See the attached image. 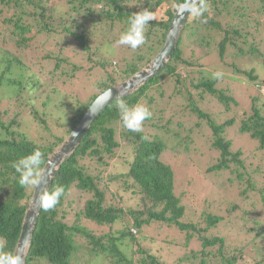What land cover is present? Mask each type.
I'll return each instance as SVG.
<instances>
[{
  "label": "trees",
  "instance_id": "1",
  "mask_svg": "<svg viewBox=\"0 0 264 264\" xmlns=\"http://www.w3.org/2000/svg\"><path fill=\"white\" fill-rule=\"evenodd\" d=\"M67 2L76 5L74 9L77 12L72 13L76 20V23H73L76 31L67 26L61 29L62 25L58 23L66 16L61 15L58 19L52 14L58 7L53 0H0V16L9 13L4 16L3 23L11 29L13 36H20V41L17 42L20 46H26L30 40L26 37L31 34H59L60 38H66L61 39L60 46L64 45L62 43L72 42L81 49V53L89 55L88 62L94 65L92 70L103 68L108 71V61L100 58L98 53L93 55L89 45L90 39L93 40L107 27H112L113 30L118 22H125L129 26L131 16L140 12L134 11V5L141 4V9L151 12L154 19L146 26L145 43L135 50L128 47L132 52L131 61L128 63L127 60L130 59L124 58L126 66L123 73L129 79L159 54L176 15V7L182 0ZM207 4L208 11L203 17L189 16L172 59L164 70L135 94L123 98L130 106L140 104L151 112L150 117L143 122L142 131L132 132L122 127L116 100L101 113L74 154L64 162L51 190L61 185L66 190L65 195L54 208H43L25 264H74L77 255L84 251H88L93 257L105 258L109 264H166L154 254L141 249L135 252L133 249L139 238H135L131 231L142 233L144 229L156 224L176 228L186 234L185 249L190 252L193 264L198 261L199 264H211L213 259L215 264H248L244 248L238 246L231 250L224 237L209 232L224 223L222 217L204 214L200 221L201 224L205 223V228H201L200 223L192 220L184 221L187 209L177 194L174 170L162 160L169 149L168 141H171L172 136L179 135V132L172 134L171 127L177 115L167 119L166 110L156 112L154 104L157 103V95L159 98L166 96L165 87L173 86L175 92L168 97L171 106L176 107L172 102L175 99L178 103L187 101L184 114L196 113L199 119L208 120V127L213 133L211 148L220 154L219 164L211 167L209 172H228L229 179H224L229 182L233 181L231 178L237 179L238 182L244 179L247 181V188L241 191V204L232 209L239 212V208L245 206L243 214L238 215V220L235 221L241 225L232 222L231 229L237 236L250 234V231L257 232L258 238L264 236L260 220H252L254 227L247 222L251 219L247 216L249 209L246 205L249 202H254L253 207L257 202L264 205V188L259 189L262 181L256 176L259 171L253 169L252 163H246L248 161L242 158V150L234 152L233 141L226 138L227 128L235 124L236 120L233 118L225 124H217L201 107L205 94L218 101L227 112L237 101L230 93L218 88L219 80L212 79L211 74L203 70L198 71L197 66V63L210 53L204 51H210L214 41L221 60L225 58L230 47L239 48L240 56L243 57L260 53L256 45H253L255 48L249 47V43H257L264 30V0H207ZM212 33L218 34L219 38L216 40ZM223 34L224 37L220 38ZM113 40L115 42L116 39ZM47 59L55 60V56H47ZM60 61L63 59L59 57L56 68ZM196 73L199 78L195 80L192 76ZM104 74L107 81L100 86L101 91L95 93L86 104L77 106L70 121L64 125V137H54L45 144H39L27 140L23 134L11 132L2 124L4 132L0 134V241L3 244L0 246V257L14 256L24 217L36 187H24L19 184V173L13 168V163L34 150H39L43 153L42 172L49 157L64 143L65 137L70 136L94 101L107 89L117 85L115 73ZM244 74L253 81L260 79L252 74ZM26 76L29 79L25 84ZM32 76L30 69L25 68L20 60L8 54L4 57L0 55V100L14 92L21 95L20 90H29L30 87L33 91L37 90L39 84L32 86L30 83ZM260 82L264 83V80ZM197 96L199 99H196ZM256 100L254 99L251 113H245V119L241 120L239 132L248 135L250 141H255L260 148H264V114L257 109ZM43 107H46V104ZM33 114L39 118L35 111ZM177 126L181 128L182 123ZM124 146L133 152L131 161H126L127 171L110 173L103 179V169L111 165L110 160H113ZM172 148L174 151V147ZM116 183L122 184L125 192L132 193L138 201L137 207L125 210L108 203V194L113 192V185ZM242 185L241 182L240 186ZM74 197L78 201L76 206ZM128 220H131V223H126ZM116 225H119L120 229L112 233ZM107 229L109 231H106ZM98 230L100 233L96 232ZM194 239H197L200 250ZM250 245L260 247L259 253L250 262L264 264V243L260 246L257 238H254V243ZM137 254L140 258L136 263ZM177 264H183V259Z\"/></svg>",
  "mask_w": 264,
  "mask_h": 264
},
{
  "label": "rangeland",
  "instance_id": "2",
  "mask_svg": "<svg viewBox=\"0 0 264 264\" xmlns=\"http://www.w3.org/2000/svg\"><path fill=\"white\" fill-rule=\"evenodd\" d=\"M53 1L58 7L57 10L52 11V14L58 19L61 15L66 16L61 23L57 22L62 25L61 29L67 26L76 31L73 24L76 23V20L72 17V13L77 12L74 9L76 5L69 4L67 0ZM133 8L134 11H143L141 4L139 6L134 5ZM1 9L2 7H0ZM7 14L9 13L6 12L0 16V51L4 52H0V55L4 57L5 54H8L20 60L33 75L31 85L39 84V87L35 91L31 87L29 90H20L21 95L14 92L0 100V134L4 132L3 124L11 132L15 131L18 135L23 134L27 140L39 144H45L53 140L54 137H64L66 135L64 125L70 121L77 106L86 104L95 93L101 91L100 86L107 81L104 79L107 77L105 72L115 73L117 85L128 80L123 73L126 66L124 58L130 59L132 52L128 50L127 46L116 44L120 35L129 27L125 22H118L113 30L112 27H107L100 31L93 40L90 39L89 45L93 55L98 53L100 58L108 61L110 67L106 71L103 68L92 70L94 65L88 62L89 55L81 53V49L72 42L62 43L64 45L60 46L61 39L64 40L65 37L61 36L60 38L59 34H47L46 32L31 34L26 37L30 39L26 46H20L17 43L20 41V36H13L10 33L11 29L3 23L4 16H8ZM212 36L216 40L219 38L216 33H212ZM223 37L224 34L220 36V38ZM110 39L116 40L114 42ZM253 45L259 48L260 53L258 54L260 56L256 54L243 57L240 56L239 48L230 47L227 49L225 58L221 60L218 54V46L214 41L212 49L204 51V53H210L200 63H197V66L198 71L203 70L207 74L216 71L223 72L224 75L222 79H219L218 88L230 93L236 99L237 104L232 105L230 111L227 112L218 101L210 99L212 97L205 94L201 107L204 113L209 114L217 124H225L233 118L236 120L235 124L227 128L226 138L233 141L234 152L242 150L244 153L242 158L248 161L246 163H252L253 169L259 171L256 176L260 182L262 181L259 184V189H262L264 188V148H260L257 142L250 141L251 138L248 135H242L239 132L240 122L245 113H251L254 99H257L255 103L257 109L264 114V93L258 87V85L264 84L260 82L264 80V30L259 35L257 43H249V47L255 48ZM249 47H245V49L249 50ZM50 55L55 56V60L47 59V56ZM59 57L63 61H60V65L56 68ZM130 61L131 59L127 60L128 63ZM244 73L252 74L260 79L253 81ZM192 78L198 79L199 74H194ZM28 79V76L24 78L25 84ZM165 92L164 98H159L157 95V103L154 104V107L156 112L166 110L167 119L174 114L177 115L175 123L171 127L173 128L172 134L179 132V135L172 136L171 141H168L169 149L163 155L162 160L174 170L177 194L182 198L187 209L184 221L192 220L201 224L200 220L204 214L222 217L224 223L219 224L216 229H211L209 232L224 237L231 250L238 246L244 248L245 259L248 264H252L250 261L257 256L260 247L250 244L254 243V238H257V243L262 246L264 236L258 238L255 231H250V234L247 235L239 234L237 236L231 229V223H235L238 220L236 217L243 214L245 209V206L242 205L239 212L238 210H236L237 212L232 211L233 207L237 208L241 204L240 195L243 188H247L246 179L241 181L244 186H240L241 182H238L237 179L231 178L233 179L232 182L224 179H229L228 172L221 171L220 177L217 172H209L211 167L219 164L220 154L211 148L213 133L208 127V120L199 119L196 113L187 112L184 114V105L188 104L187 101L178 103L175 99L172 102L175 103L176 107L171 106L168 97L175 92L173 86L165 87ZM196 99H199L198 96ZM44 104L46 107H43ZM34 111L39 118L35 117ZM179 123H182L181 128L177 126ZM68 138L65 137L66 140ZM172 147H174V151ZM132 153L129 147H121L117 156L110 160L111 165L103 169V179L110 173L126 172V161L127 159L131 161ZM107 199L109 204L125 210L135 208L138 204L132 193L125 192L120 183L113 185V192L108 194ZM74 200H76V204H74L76 206L78 204L77 198L74 197ZM253 204L254 202H249L246 205L249 209L247 216L251 219L247 222L254 227L252 220H260L264 229V205L257 202L253 207ZM126 223H131V220ZM235 224L241 225L239 222ZM200 227L205 228V223L201 224ZM119 229V225H116L112 229V233ZM96 232L100 233V230ZM131 232L133 233V230ZM133 236L139 238L138 242L133 245L135 252L140 249L144 250L156 255L161 262L166 264H177L180 259H183V264H193L189 255L190 252L185 249L186 234L181 233L176 228L156 224L144 229L142 233L137 231ZM196 240L193 241L200 250L201 247ZM2 244L0 241V246ZM125 248L127 249V247ZM129 250H132L130 246ZM138 258H140L139 254L135 256L136 263ZM199 263L198 261L196 264ZM74 264L109 263L103 257H93L88 251H84L77 255ZM211 264H215L214 259Z\"/></svg>",
  "mask_w": 264,
  "mask_h": 264
},
{
  "label": "water",
  "instance_id": "3",
  "mask_svg": "<svg viewBox=\"0 0 264 264\" xmlns=\"http://www.w3.org/2000/svg\"><path fill=\"white\" fill-rule=\"evenodd\" d=\"M189 16L190 15L185 14L182 20H178L177 15H175L169 28L165 44L160 53L141 71L133 75L122 84L110 88L113 92L111 99L106 100L104 95L101 94L90 106L69 138L56 152H54L49 157L41 172L44 180L42 183H38L36 185L32 198L29 202V206L27 208L22 225L19 242L14 253V256L19 255L21 257V264L26 263V258L30 251L32 239L34 237V233L43 210L41 197L45 192H50L53 182L59 174L64 162L74 154L92 124L110 104L120 98L123 99L135 94L142 86H144L147 82L155 78L160 72L164 70V68L172 59L176 46L180 40L181 32ZM91 112H95L96 114L92 115Z\"/></svg>",
  "mask_w": 264,
  "mask_h": 264
},
{
  "label": "clouds",
  "instance_id": "4",
  "mask_svg": "<svg viewBox=\"0 0 264 264\" xmlns=\"http://www.w3.org/2000/svg\"><path fill=\"white\" fill-rule=\"evenodd\" d=\"M207 11V0H182L176 7L178 20H182L185 14L194 18H201ZM153 19L151 12L147 10L132 15L129 19L127 31L120 35L116 44L118 46H127L133 50L139 48L146 41L145 29L149 21ZM223 75L221 71L211 74L212 79L215 80L222 79ZM262 85L264 84L258 87ZM103 95L106 100L111 99L113 96L112 89H107ZM116 107L122 127L132 132L142 131L143 122L151 115L147 107L140 104L130 106L122 98L117 100ZM91 114L95 115L96 113L91 112ZM42 163L43 153L39 150H34L31 154L14 162L12 166L19 173V184L24 187H30L42 183L44 180L41 173ZM65 191L63 186L57 185L50 192H45L41 197L43 208L45 210L54 208L59 203L60 198L65 195ZM0 264H21V257L19 255H5L0 257Z\"/></svg>",
  "mask_w": 264,
  "mask_h": 264
},
{
  "label": "built area",
  "instance_id": "5",
  "mask_svg": "<svg viewBox=\"0 0 264 264\" xmlns=\"http://www.w3.org/2000/svg\"><path fill=\"white\" fill-rule=\"evenodd\" d=\"M260 89H261L262 92L264 93V85L260 86ZM133 233L136 234L137 232L134 230Z\"/></svg>",
  "mask_w": 264,
  "mask_h": 264
}]
</instances>
